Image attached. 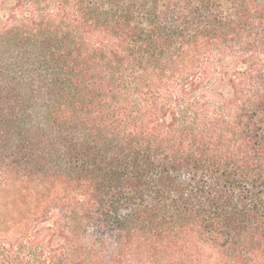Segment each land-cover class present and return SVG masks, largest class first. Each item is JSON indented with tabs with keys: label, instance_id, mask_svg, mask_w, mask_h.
<instances>
[{
	"label": "trees",
	"instance_id": "trees-1",
	"mask_svg": "<svg viewBox=\"0 0 264 264\" xmlns=\"http://www.w3.org/2000/svg\"><path fill=\"white\" fill-rule=\"evenodd\" d=\"M0 0V264H264V0Z\"/></svg>",
	"mask_w": 264,
	"mask_h": 264
},
{
	"label": "rangeland",
	"instance_id": "rangeland-1",
	"mask_svg": "<svg viewBox=\"0 0 264 264\" xmlns=\"http://www.w3.org/2000/svg\"><path fill=\"white\" fill-rule=\"evenodd\" d=\"M8 6H9V1L8 0H6L5 2H4V8H8Z\"/></svg>",
	"mask_w": 264,
	"mask_h": 264
}]
</instances>
